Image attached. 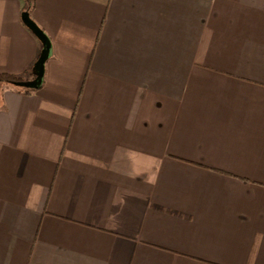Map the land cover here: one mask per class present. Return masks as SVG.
<instances>
[{
    "label": "crops",
    "instance_id": "1",
    "mask_svg": "<svg viewBox=\"0 0 264 264\" xmlns=\"http://www.w3.org/2000/svg\"><path fill=\"white\" fill-rule=\"evenodd\" d=\"M24 13L0 0V73L44 51ZM29 17L48 55L0 87V264H264V0Z\"/></svg>",
    "mask_w": 264,
    "mask_h": 264
},
{
    "label": "water",
    "instance_id": "2",
    "mask_svg": "<svg viewBox=\"0 0 264 264\" xmlns=\"http://www.w3.org/2000/svg\"><path fill=\"white\" fill-rule=\"evenodd\" d=\"M24 18V22L26 24V26L40 39L44 42V51L42 52V54L40 55V57L38 58V60L35 62L34 64V72L36 74V77L34 80L29 81L28 83L24 82L27 85H37L41 79H42V75H43V65H44V61L48 55V40L45 36V34L42 32V30L37 26V24L29 17L28 13H24L23 15Z\"/></svg>",
    "mask_w": 264,
    "mask_h": 264
},
{
    "label": "trees",
    "instance_id": "3",
    "mask_svg": "<svg viewBox=\"0 0 264 264\" xmlns=\"http://www.w3.org/2000/svg\"><path fill=\"white\" fill-rule=\"evenodd\" d=\"M20 2H21V10L31 15L34 9V6H35V0H20ZM34 77H35V72L33 70V67L28 72L21 74V75L1 72L0 73V87H2L5 84L12 83V82L22 85L24 82ZM25 91L29 92L30 90L26 89Z\"/></svg>",
    "mask_w": 264,
    "mask_h": 264
}]
</instances>
